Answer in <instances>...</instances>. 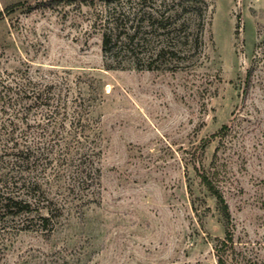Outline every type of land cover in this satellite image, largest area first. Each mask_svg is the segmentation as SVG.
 <instances>
[{
    "label": "rangeland",
    "instance_id": "1",
    "mask_svg": "<svg viewBox=\"0 0 264 264\" xmlns=\"http://www.w3.org/2000/svg\"><path fill=\"white\" fill-rule=\"evenodd\" d=\"M208 1L203 49L148 71L103 49L116 5L125 29L134 25L132 1L0 0V75L27 93L18 149L56 145L40 135L59 105L56 131L70 140L80 121L98 152L95 193L62 191L52 232L37 213L0 223V264H217L228 232L229 264H264V0ZM38 91L50 105L37 104ZM1 107L0 155L12 128ZM203 173L229 204L228 227Z\"/></svg>",
    "mask_w": 264,
    "mask_h": 264
},
{
    "label": "trees",
    "instance_id": "2",
    "mask_svg": "<svg viewBox=\"0 0 264 264\" xmlns=\"http://www.w3.org/2000/svg\"><path fill=\"white\" fill-rule=\"evenodd\" d=\"M102 1L110 5L123 2V0ZM128 1L136 3L138 8L132 19L129 15L127 18L129 22L134 21V25L125 29L122 19L126 16L116 5L104 21L106 24L110 23L103 34V49L106 53L117 48L116 53L122 52L129 56L138 69L154 71L163 65H179L203 49L204 34L211 25L208 0ZM159 1L161 9H156V3ZM18 5H21V2L15 6ZM12 82L14 85H4L5 82L0 75V87L3 89L0 90L1 110L4 114L11 112L8 126H12L7 133L8 139L1 148L4 153L0 155V223L2 221L6 223L10 217L30 216L37 213L39 228L52 232L66 207L60 203L64 199L59 201L63 192L69 194L76 192L81 195L92 190L93 194L95 193L94 186L98 185L96 165L98 152L93 148L92 142L87 138L84 139V129L79 130L78 127L80 121L75 129L68 133L70 140L64 139V136L56 131L57 119L62 110L59 105L53 106L42 116L46 123L42 130L44 134L40 135L42 138L54 136L56 145L62 141L64 144L58 149V153L55 151L56 145L50 146V149L38 147L36 151L28 145L26 151L19 150L20 143L15 136L18 128L17 120H27L28 112L18 109L17 105L27 93L21 96L24 88L17 82V78ZM10 91H14L15 95L9 96ZM30 93L34 94V90ZM35 100L37 104H43L44 101H48L46 105L51 103L48 93L41 91L37 92ZM227 129L228 126L224 125L221 132L224 133ZM10 142L13 143V147H9ZM5 157L10 159L6 160ZM66 174H69L71 179L63 186L62 181ZM200 177L201 183L216 198L218 211L228 227L232 221V214L224 195L207 174L203 173ZM54 188H56V201L48 196ZM94 203H96L94 199L87 200L81 208ZM232 243L233 238L229 232L225 239L218 240V244L214 246L217 264H229L228 249Z\"/></svg>",
    "mask_w": 264,
    "mask_h": 264
}]
</instances>
